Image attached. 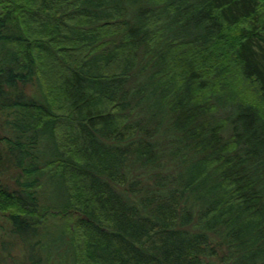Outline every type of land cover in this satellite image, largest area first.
<instances>
[{"label":"trees","instance_id":"16d2710c","mask_svg":"<svg viewBox=\"0 0 264 264\" xmlns=\"http://www.w3.org/2000/svg\"><path fill=\"white\" fill-rule=\"evenodd\" d=\"M17 243L14 264H264V0H0Z\"/></svg>","mask_w":264,"mask_h":264},{"label":"rangeland","instance_id":"374dc122","mask_svg":"<svg viewBox=\"0 0 264 264\" xmlns=\"http://www.w3.org/2000/svg\"><path fill=\"white\" fill-rule=\"evenodd\" d=\"M19 247L20 246L17 243V245L13 246L5 244L4 249L0 248V256H2V262L5 264H14V261H19V258L22 259V254L21 251L19 252ZM12 258L13 260L11 261Z\"/></svg>","mask_w":264,"mask_h":264}]
</instances>
